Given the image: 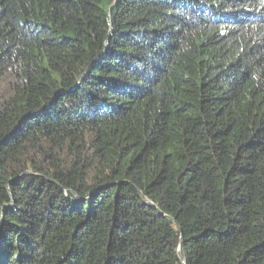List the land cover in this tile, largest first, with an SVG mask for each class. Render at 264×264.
I'll return each instance as SVG.
<instances>
[{"label":"trees","instance_id":"16d2710c","mask_svg":"<svg viewBox=\"0 0 264 264\" xmlns=\"http://www.w3.org/2000/svg\"><path fill=\"white\" fill-rule=\"evenodd\" d=\"M180 243L264 264V0H0V264Z\"/></svg>","mask_w":264,"mask_h":264},{"label":"water","instance_id":"95a60500","mask_svg":"<svg viewBox=\"0 0 264 264\" xmlns=\"http://www.w3.org/2000/svg\"><path fill=\"white\" fill-rule=\"evenodd\" d=\"M144 198L147 200L146 197H144ZM179 251H180V255H181L180 256L181 261H182L183 264H185L186 258H185L184 252H183L182 243H180V245H179Z\"/></svg>","mask_w":264,"mask_h":264}]
</instances>
